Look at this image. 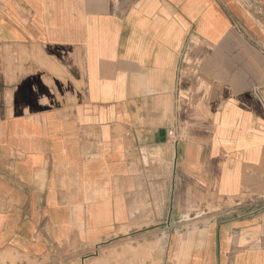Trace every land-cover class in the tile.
<instances>
[{
    "label": "crops",
    "instance_id": "obj_1",
    "mask_svg": "<svg viewBox=\"0 0 264 264\" xmlns=\"http://www.w3.org/2000/svg\"><path fill=\"white\" fill-rule=\"evenodd\" d=\"M249 1L0 0V264H264Z\"/></svg>",
    "mask_w": 264,
    "mask_h": 264
},
{
    "label": "rangeland",
    "instance_id": "obj_2",
    "mask_svg": "<svg viewBox=\"0 0 264 264\" xmlns=\"http://www.w3.org/2000/svg\"><path fill=\"white\" fill-rule=\"evenodd\" d=\"M242 3H246L249 5V0H240ZM248 10H249V16L251 17L252 20L254 21H257L258 20V17L253 14V9L252 8H249V7H246ZM10 259H11V264H17L18 261H26L27 263H32L31 260L27 257V256H23L22 254H20L19 252H10L9 253V256H8ZM44 262L48 261V257L45 258V260H43ZM42 262V263H44ZM76 264V263H75ZM80 264V263H79Z\"/></svg>",
    "mask_w": 264,
    "mask_h": 264
},
{
    "label": "built area",
    "instance_id": "obj_3",
    "mask_svg": "<svg viewBox=\"0 0 264 264\" xmlns=\"http://www.w3.org/2000/svg\"><path fill=\"white\" fill-rule=\"evenodd\" d=\"M261 199L264 200V195L261 197ZM261 208H264V206L260 207V209H261Z\"/></svg>",
    "mask_w": 264,
    "mask_h": 264
}]
</instances>
